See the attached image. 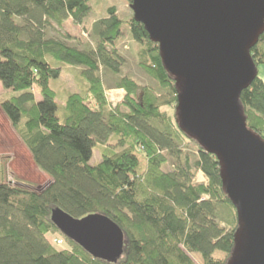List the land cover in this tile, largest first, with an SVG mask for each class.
Instances as JSON below:
<instances>
[{
    "label": "trees",
    "instance_id": "1",
    "mask_svg": "<svg viewBox=\"0 0 264 264\" xmlns=\"http://www.w3.org/2000/svg\"><path fill=\"white\" fill-rule=\"evenodd\" d=\"M89 1L0 0V83L19 92L2 98L0 110L35 167L49 177L41 187L19 178L13 183L1 164L0 264H225L235 209L216 157L165 110L176 102L177 89L158 44L133 15L122 20L114 7L93 22L87 39L66 32L68 20L83 24ZM124 25L139 44L138 64L163 95L124 75L114 86L125 90L120 106L126 110H111L101 74L120 72L124 56L117 42ZM250 53L257 65L264 63V33ZM59 64L79 67L87 82L85 95H67L63 120L49 86L60 76ZM240 101L246 125L264 139V82L258 75L241 90ZM182 141L196 150L186 152ZM96 146L101 159L91 164ZM167 163L171 169L163 170ZM198 171L205 183L194 181ZM56 208L74 218L101 213L113 220L124 233L118 261L94 258L66 237L51 221Z\"/></svg>",
    "mask_w": 264,
    "mask_h": 264
},
{
    "label": "water",
    "instance_id": "2",
    "mask_svg": "<svg viewBox=\"0 0 264 264\" xmlns=\"http://www.w3.org/2000/svg\"><path fill=\"white\" fill-rule=\"evenodd\" d=\"M133 18L158 44L177 89L176 121L219 163L237 227L225 264H264V139L246 125L241 90L257 76L251 48L264 33V0H130ZM52 223L94 258L116 263L124 233L108 216Z\"/></svg>",
    "mask_w": 264,
    "mask_h": 264
},
{
    "label": "rangeland",
    "instance_id": "3",
    "mask_svg": "<svg viewBox=\"0 0 264 264\" xmlns=\"http://www.w3.org/2000/svg\"><path fill=\"white\" fill-rule=\"evenodd\" d=\"M88 5L90 9L85 16L82 25L73 24L69 20L63 25V29L66 32H69L81 41L88 38V32H90L93 22L106 16L107 10L110 7L116 9L118 16L122 20L133 15L127 0H90ZM54 30L56 34L59 33L57 28L54 27ZM117 46L119 52L124 56V61L119 74L114 75L108 70H104L101 74V79L104 85V97L107 101L108 108L113 110L118 105L120 106L123 101L125 90L123 88L115 87L114 82L124 75L133 77L139 84L151 87L156 92L155 94L162 96L163 94L160 92L155 81L138 64L136 55L139 44L129 37V32L125 25L122 27V35L117 42ZM59 65L62 67L60 76L56 79H51L49 81V86L56 93V102L58 104L57 115L63 120V107L67 95L70 93H78L82 96L85 95L87 91V82L80 74L81 69L79 67H70L71 65L67 64ZM257 75L264 82V63L257 65ZM36 90L37 89H35L36 98L40 99L41 96ZM18 93L19 92L13 90L4 89L0 83V100ZM175 106L176 102H173L171 106L165 108L166 112L170 113L171 116H174L175 112L173 108H175ZM119 108L120 110H126L123 106H120ZM181 146L189 153H193L196 150V147L192 143H185L182 141ZM99 150L100 147H94L93 155L90 160L91 164H95L101 159ZM26 151L27 150L23 147L8 119L0 110V167L1 164H3V166L6 165L7 174L5 180L14 183L15 178H19L34 186H45L49 181V177L35 167L29 153ZM144 164L145 162H143V165ZM162 169L170 170L171 163L162 166ZM194 181L196 183L206 182L201 171L195 173ZM58 240H60V238H57L56 244H58Z\"/></svg>",
    "mask_w": 264,
    "mask_h": 264
},
{
    "label": "built area",
    "instance_id": "4",
    "mask_svg": "<svg viewBox=\"0 0 264 264\" xmlns=\"http://www.w3.org/2000/svg\"><path fill=\"white\" fill-rule=\"evenodd\" d=\"M114 107V106H113ZM62 243V240L60 239V240H58V244H61Z\"/></svg>",
    "mask_w": 264,
    "mask_h": 264
},
{
    "label": "crops",
    "instance_id": "5",
    "mask_svg": "<svg viewBox=\"0 0 264 264\" xmlns=\"http://www.w3.org/2000/svg\"><path fill=\"white\" fill-rule=\"evenodd\" d=\"M1 113H2V111H1ZM27 152V151H26Z\"/></svg>",
    "mask_w": 264,
    "mask_h": 264
}]
</instances>
